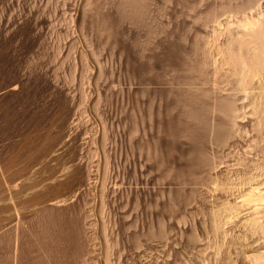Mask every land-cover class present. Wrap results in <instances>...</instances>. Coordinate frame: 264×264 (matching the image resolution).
Segmentation results:
<instances>
[{
    "label": "rangeland",
    "instance_id": "374dc122",
    "mask_svg": "<svg viewBox=\"0 0 264 264\" xmlns=\"http://www.w3.org/2000/svg\"><path fill=\"white\" fill-rule=\"evenodd\" d=\"M246 1L189 20L148 0L136 22L120 0H0V264H264V54L255 75L221 63L230 41L264 53V25L207 15Z\"/></svg>",
    "mask_w": 264,
    "mask_h": 264
},
{
    "label": "bare ground",
    "instance_id": "6f19581e",
    "mask_svg": "<svg viewBox=\"0 0 264 264\" xmlns=\"http://www.w3.org/2000/svg\"><path fill=\"white\" fill-rule=\"evenodd\" d=\"M147 1L148 0H120V5L122 6V7H127L128 9H129V16L131 17V18H133L136 22H139V21H141L142 20V22L145 20L144 18H146L147 16H148V11L146 12V9H147V7H146V3H147ZM151 1V0H150ZM154 1V0H153ZM170 1H172V2H174V3H176V5H179V9H178V11H177V14L175 13V16L176 15H178V16H181V17H184V18H189V20L190 19H201L202 17H204L203 15H204V13H203V8H205L206 6H207V1L206 0H161V2H165V3H167V2H170ZM259 1L260 0H251V1H249V2H245V4L246 5H243L242 4V7L243 8H236V9H238V10H236L235 11V9H234V11L232 12V11H230V9H227V8H229L227 5H225V7H223L222 5V8H219L220 9V11H219V13L220 14H217V13H215V12H212V13H210L211 12V9L209 10V12L207 13V15L209 16V18H214V20L216 19H218L219 17H223L224 15L225 16H227V20L228 19H230L231 20V18H235L236 20H234V23H235V21H236V24H237V26H238V28L241 30V29H244V30H246L248 33H251L252 35H251V37H253V40H256V39H258L259 38V36H260V33H261V31H262V28H263V25H264V4H262V3H259ZM210 2V1H209ZM208 2V3H209ZM206 5V6H205ZM210 5V4H209ZM226 6H227V8H226ZM208 7V6H207ZM257 7V8H256ZM206 9V8H205ZM232 9V8H231ZM148 10V9H147ZM233 10V9H232ZM176 11V10H175ZM205 11V10H204ZM213 11V10H212ZM214 11H215V9H214ZM149 14H151V13H149ZM153 14V13H152ZM156 14H161V10H158V11H156ZM165 14H167L166 12H165ZM164 12H163V17H164ZM206 14V13H205ZM146 16V17H145ZM160 16V15H159ZM166 16H168L169 17V15H166ZM206 16V15H205ZM155 17H156V15H155ZM171 17V16H170ZM147 18H151V15H149ZM146 18V19H147ZM212 20V19H211ZM215 20V22H217ZM213 21V20H212ZM214 22V21H213ZM231 22H232V20H231ZM231 22L229 23V21H227L226 23V27H225V31L226 32H228V33H230L231 32V34L233 33V31H231V26L233 25H231ZM219 24V23H218ZM243 31V30H242ZM245 32V31H244ZM244 32H242V33H244ZM241 33V34H242ZM248 33H246V34H248ZM213 34H215V35H217L218 34V31H217V29H213ZM227 34V33H226ZM230 34V35H231ZM246 34H244L245 35V37H246ZM229 35V34H228ZM243 35V34H242ZM243 35V36H244ZM243 36H242V38H243ZM241 37V36H240ZM239 37V38H240ZM240 38L241 40H239L238 39V43L239 44H241L243 47L246 45V38ZM256 39H255V38ZM231 39V38H230ZM233 39V38H232ZM231 39V40H232ZM246 39V40H245ZM235 40H236V38H235ZM231 42V41H230ZM230 42H228L227 43V45H226V47L223 49V47H219V49H221L222 50V52L221 53H223V62L221 61V63H223L222 65H226V66H230V65H232L236 70H235V72H237V69H238V73L241 75V74H243V71L245 70V68H246V66H247V68H248V65L251 67V69H250V67H249V70L251 71V75L253 74V75H255L256 73H258V72H256L254 69H253V67L252 66H257V65H260L261 63H262V59H263V54L264 53H262V51L258 48L257 50H255V56L253 57L254 58V60L252 59V61H253V64L254 65H250V63L252 62L251 61V59H249V60H247L246 61V56L245 55H248V54H246L244 51V53H245V55L242 53V54H240L241 52H240V50L242 49V48H240V50L238 49V51H236L235 49V51L234 50H232L233 52H235V54L234 53H232V51H231V49H230V45H231V43ZM235 42V41H234ZM233 42V43H234ZM224 45V46H225ZM240 46V45H239ZM232 47V46H231ZM247 48V47H246ZM245 49V48H244ZM243 49V50H244ZM253 49H255V48H253ZM239 53V54H237V53ZM246 57H244V56ZM253 55V54H252ZM252 58V57H251ZM247 62H249V64L247 63ZM220 63V64H221ZM232 67V68H233ZM200 68V67H199ZM256 68V67H255ZM253 69V70H252ZM260 69V68H259ZM194 70H196V69H194ZM197 70H198V68H197ZM199 72L201 71V69L200 70H198ZM256 73H255V72ZM196 72V71H195ZM246 73V72H245ZM250 73V72H249ZM248 73V74H249ZM199 74H201V75H203L202 74V72H200ZM238 74V75H239ZM246 75V74H245ZM258 75V74H257ZM243 76H244V74H243ZM250 77V76H249ZM257 77V76H256ZM249 82V81H248ZM249 85V84H248ZM190 87V86H189ZM194 89V88H193ZM201 89V88H200ZM197 90V89H196ZM189 91H190V93H191V89H189ZM194 91V90H193ZM203 91V90H202ZM201 91V92H202ZM196 92V91H195ZM239 92V91H238ZM189 93V92H188ZM188 93H186L187 95H191V94H188ZM203 93H205V92H203ZM202 93V94H203ZM210 93V92H209ZM241 93V92H240ZM240 93H238V94H240ZM242 93H245V90H242ZM208 94V93H207ZM206 94V95H207ZM194 96H195V94H193ZM200 95V94H199ZM209 95V94H208ZM216 95V94H215ZM192 96V95H191ZM194 96H192L191 98H195ZM197 96H198V94H197ZM205 96V95H204ZM206 97V96H205ZM227 97V96H226ZM188 98V96L186 97V99ZM198 98V97H197ZM196 98V99H197ZM231 98V97H230ZM230 98H228V99H230ZM193 99H191V102H192V100ZM204 99V98H203ZM227 99V100H228ZM184 100V99H183ZM195 100V99H194ZM193 100V101H194ZM219 100V99H218ZM224 101V102H226L224 105H225V107H224V110H221V108L219 109V108H217V110L219 109V110H221L220 112H226V120H227V122H228V125H229V127H230V129H226L225 128V125H226V123H225V125H223L222 127H218L216 130H215V133L213 134L214 135V138H213V140L215 141L213 144H215L216 143V145H222L224 142H226L227 143V139L230 137V135H231V129H233L234 127L236 128V126L235 125H238V124H236V119H238V115H239V112H240V109L241 108H238V107H236V105H235V103L236 102H238V99H232L231 98V100H229V101ZM200 101V100H199ZM201 101H202V99H201ZM222 101H223V99H222ZM185 102V101H184ZM219 104L221 105V100H219ZM187 103H189V104H192V103H190V99H188L187 100ZM196 103V102H195ZM195 103H194V105H195ZM201 103H203V101L201 102ZM219 104H218V107H219ZM196 105H198V102H197V104ZM203 106V105H202ZM190 107V106H189ZM192 107V106H191ZM194 107V106H193ZM221 107V106H220ZM216 108V107H215ZM223 108V107H222ZM189 109V108H188ZM187 109V110H188ZM202 109V108H201ZM191 110H192V108H191ZM195 110V109H194ZM204 110V109H203ZM213 110V109H212ZM242 110V109H241ZM188 112V111H187ZM191 112V111H190ZM189 112V114H190V116H191V118L193 119H199L200 121H199V125H200V127H201V129L202 130H204V131H207V129H208V125H207V122L205 121V120H203V118H204V115H200L199 117H198V114H196L197 112L195 111L194 113L193 112H191L190 113ZM223 112V113H224ZM207 113V112H206ZM205 113V114H206ZM207 115V114H206ZM241 115V114H240ZM201 116H203V118H201ZM189 117V116H188ZM240 118V117H239ZM206 119H207V117H206ZM191 120V119H190ZM225 120V119H224ZM193 121H195V120H193ZM180 126V125H179ZM220 126V125H219ZM227 127V126H226ZM238 127V126H237ZM213 128H215V126L213 127ZM228 128V127H227ZM179 129V128H178ZM186 129V128H185ZM181 131H182V129H181ZM180 131V132H181ZM232 131H234V130H232ZM185 132H187V137L189 138V140H193V138H194V136H193V134L191 133V132H189V131H185ZM184 132V133H185ZM234 133V132H233ZM186 134V133H185ZM231 138V137H230ZM229 138V139H230ZM228 139V140H229ZM225 145V144H224ZM222 147V146H221ZM201 150V149H200ZM197 153V152H196ZM199 153H201V151L199 152ZM197 155V154H196ZM204 156V155H203ZM202 155L199 157V161H200V164L201 165H199V166H208V167H210L211 166V162L209 161V159L208 158H206V156L205 157H203ZM199 164V163H198ZM212 168H213V166H211ZM264 192V191H263ZM245 199L246 198H244V201H245ZM247 200V202H248V204L250 203V204H254V206H256L255 204H257V203H259V202H261L262 201V198H261V196L259 195V194H257V193H255V194H252V195H250V196H248V199H246ZM259 206V205H258ZM258 206H256V207H258ZM262 209V208H261ZM260 211V210H259ZM257 213V212H256ZM257 215V214H256ZM261 215V214H260ZM255 216V215H254ZM55 217V216H54ZM262 217H263V214H262ZM264 218V217H263ZM53 220V219H52ZM259 220V219H258ZM257 220V221H258ZM264 221V220H263ZM50 223V222H49ZM51 224V223H50ZM50 224H45V222H44V225H43V223L42 224H40V227L37 229V230H35V232H36V234H35V243H36V245L39 247V250L38 251H40L41 252V254L42 255H51V254H53L52 253V245H51V243H52V241H53V239L51 238V234H50V229H51V227L49 226H47V225H50ZM56 224V223H55ZM263 224H264V222H263ZM264 226V225H263ZM35 245V244H34ZM61 246V245H60ZM18 252V251H17ZM55 253V252H54ZM39 257V256H38ZM51 260V259H50ZM44 263V262H43ZM42 263V264H43Z\"/></svg>",
    "mask_w": 264,
    "mask_h": 264
}]
</instances>
